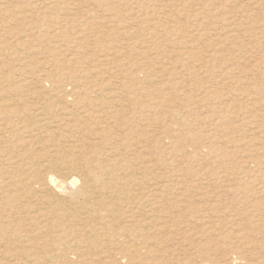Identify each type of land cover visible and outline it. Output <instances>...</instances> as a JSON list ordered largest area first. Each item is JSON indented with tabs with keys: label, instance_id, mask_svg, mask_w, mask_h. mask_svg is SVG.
<instances>
[{
	"label": "rangeland",
	"instance_id": "rangeland-1",
	"mask_svg": "<svg viewBox=\"0 0 264 264\" xmlns=\"http://www.w3.org/2000/svg\"><path fill=\"white\" fill-rule=\"evenodd\" d=\"M19 2L0 0V109L9 112L18 105L21 110L6 122L0 117V126L17 130L27 140L38 127L23 121L33 120L37 104L45 105V113L55 119L65 106L67 113L79 117L87 110L69 135L99 147L79 156L85 165L96 161L105 170L117 163L129 178L142 179L118 185L113 193L120 192L121 200L113 206L126 215L127 206L139 205L136 226L148 224L140 234L155 246L133 249L137 254L118 259L114 255L123 242L136 241L122 232L117 250L109 249L105 237L97 238L96 245L74 247L75 254L93 248L86 252L92 258L86 263L74 259V253L58 256L55 234L47 239L33 220L56 210L29 199L24 202L28 213L20 217L0 212V264H264V145L254 152L249 144L264 139L255 129L259 119L264 121V0ZM123 16L137 19L125 21ZM134 23V30L143 32L139 38L119 36L124 34L118 31ZM66 73L91 84L85 83L86 89L75 97ZM51 74L66 86L52 89L47 80ZM31 79L43 80L38 93L30 89L29 97H21L22 82ZM96 83L104 87L92 89ZM114 91L117 97L109 94ZM48 97L53 100L40 103ZM122 103L123 108L114 110ZM254 104L260 108L254 111ZM145 139L146 151L134 146ZM34 149L12 148L7 154L25 159L34 156ZM68 184L77 187L73 177ZM121 186L128 188L126 193ZM0 189L5 190L2 179ZM20 189L31 191L25 185ZM156 208L165 213L158 222L137 214ZM14 222L22 229H12ZM12 234L18 235L15 245L9 240ZM69 241L74 243L73 238Z\"/></svg>",
	"mask_w": 264,
	"mask_h": 264
},
{
	"label": "bare ground",
	"instance_id": "bare-ground-1",
	"mask_svg": "<svg viewBox=\"0 0 264 264\" xmlns=\"http://www.w3.org/2000/svg\"><path fill=\"white\" fill-rule=\"evenodd\" d=\"M157 1L159 2L160 0H157ZM195 1H198V0H195ZM18 2H19V0H18ZM237 2H239V1H236L235 3H237ZM136 4H139V3H136ZM209 5L210 4H208V6ZM135 6H137V5H135ZM140 6L141 5H139V8H140ZM228 6H229V4H228ZM235 7H237V6H235ZM228 13H229V11H227V14ZM222 14H223V12H222ZM225 14H226V12H225ZM122 15L123 14L118 15L117 17L121 18ZM226 16H228V15H226ZM226 16H225V19H223V20L227 19ZM123 19H125L124 16H123ZM135 19H137V16L136 17L135 16L134 17H128L127 16V19H125V21L126 20L133 21ZM90 20H92V19H90ZM227 20H229V19H227ZM53 22H52V24H53ZM93 24L95 26V23H93ZM119 24H121V23H119ZM129 24H127V25H129ZM217 24H219V23H217ZM100 25H102V24H100ZM121 25H123V24H121ZM227 25L231 26L229 24H227ZM134 27H135V23H134V26H127L125 28L123 26V28H124L123 31H118V33L121 32L124 35H119V36L120 37L124 36L123 38H125L127 36H132V37L135 36L136 38H139L143 34V32L139 29L134 30ZM225 27H226V25H225ZM51 28H53V27H51ZM101 28H102V26H101ZM104 28H105V26H104ZM233 28H235V27H233ZM106 29H108V28H106ZM115 29H116V27H115ZM149 29H150V27H149ZM221 30H223V29H221ZM112 31L114 32V29ZM195 31H196V29H195ZM231 31H232V29L230 30V32ZM216 32H218V31H216ZM117 35L118 34H116V36ZM48 37H49V35H48ZM207 38H209V37H207ZM40 40H42V39H40ZM49 40L51 41L52 39L49 38ZM120 40H121V38H120ZM123 41H126V40H123ZM126 44L124 46H126ZM127 45H130V43ZM131 45L133 46L134 44H131ZM54 47L55 46H53L52 49H54ZM181 58H182V56H181ZM230 61H231V59H230ZM144 65H146V64H144ZM54 66H56V65H54ZM57 66L59 68L60 64H58ZM70 66H72V65H70ZM234 67H238V66H234ZM62 69H64V68H62ZM68 69H70V67ZM61 72L62 71H60V73ZM79 73L80 72H78V74ZM67 74L69 75L68 78H70V82L73 84L74 88H73L72 95H74L75 97H78L79 95H81L83 93V91L86 89L85 83L91 84V81L85 80L86 77L84 78V80L86 82L84 81V84H83L82 81H80V79L75 78V76L73 75L75 73H72V74L66 73L65 75H67ZM54 75L55 74L48 75L47 80L50 83L52 89L61 90L66 85H63V83L60 81V79H58ZM41 81H43V80L31 79V81H28V80L23 81L21 84V87L24 89L25 92L23 94H21V97H24V98L29 97L30 92H28V90H30V89H32L31 92L38 93L39 88H40L38 83L40 84ZM66 84L69 85V83H66ZM103 84L104 83H102V84L96 83V84H93L91 86H92V89H94L96 87L102 88V87H104ZM162 86H164V85H162ZM94 91L95 90H93V92ZM103 93H105V91ZM109 94L112 95L113 97H117L116 95L118 94V91L110 92ZM66 95H68V94H66ZM58 96H60V94ZM112 96L110 97V100L113 99ZM63 97H64V95L62 96V98ZM62 98H61V101H62ZM51 99H52L51 97H48V99H42L40 103L45 104L46 101H49ZM64 101H65V104H67V101L66 100H64ZM124 101H127V100H124ZM19 102H21V101L17 100V103H19ZM69 105H74V102L69 104ZM58 106L60 107V105H58ZM36 107H37L36 110L38 112L35 115H33V120L29 119V117H27L23 121L27 124H29V122H32L33 126L38 127L36 132H32V134L28 135L29 138L27 140H23L22 137H18L19 136L18 133H20V132H18L17 130L12 129V128H9V130H6L0 126V179H2V188L5 189L3 193H0V212L6 213L5 216L7 218L13 217L15 215L19 216L20 214L28 213L26 205L24 202H26L29 199H30V201H28V202H32L33 200H35V202L42 208H49V209L53 208V209H55L57 213H54L50 217L44 218V216L46 214V213H44V214L36 216L39 220L37 218H34L33 220L38 222V224L40 225V229H41L40 234H42L43 236H48L47 239L51 238V237L49 238V235L52 236V234L53 235L55 234L54 239L56 240V242H58V245L54 248V250H58V256L64 255V254H69V253H74L73 252L74 247L76 249H79V248H82L83 245H87V246L96 245L99 242L98 239L101 237L106 238L107 242L109 243L108 244L109 249L111 247L113 249H115V247H116V246H114L115 242L118 240V237L120 236V234L122 232H128L130 236H133L134 238H136V241L133 243V241L129 239L130 241L127 240V241L123 242L125 245L120 248V250H119L120 252L117 253L118 255H114L115 257H118V259L119 258H122V259L126 258L127 257L126 255H128V253L129 254H137L136 251H131L133 249L138 251L139 249H141L143 247H145V249H148V248L151 249L152 247H154L155 244L152 243L147 238V235L140 234L142 232L141 228H144L148 224L146 222H144L140 227L136 226L139 223V221L134 219V213L138 212L139 205L127 206L125 211L130 212V213H126V215H124L123 213H118V211H119L117 209L118 207L113 206L114 204H119V202L121 200L118 198L120 192L113 193V191L119 190L118 185H120V184L123 186L125 184L131 185V182L139 183V182H141L142 179L141 178H129L128 176H126L124 174L123 168H121L119 165H117V163H115L112 167L105 170V169L99 167V165L97 164L96 161L86 163V165H85V163L83 162V159H81V157L79 156V154L83 150L88 151L89 153H91V150H92V153H94L95 150L99 147L95 144L92 145V147H91L88 143H85V142L83 143V141L72 140L71 136L69 135L72 132L73 128H77L80 125L82 119L88 115L87 110H84L83 116L79 117L78 115H74L72 113H67L68 107L65 106L64 108H62V110H59V111H62L63 115L60 114L61 116L59 118L55 119L53 116H48L45 113V111H44V110H46L45 105L37 104ZM48 107H49V105H48ZM82 108H84V107H82ZM119 108H123V103L120 104V106H118V107L114 106V110H118ZM252 108H254V111H255V110H258L260 108V106H256V107L252 106ZM18 109H19L18 105L16 106V108L12 109V111H9V112H4L3 110L0 109V117H2L4 122H6L9 119V115H11L12 113H15V112H18V113L21 112V110H18ZM46 112H48V111H46ZM215 112H218V111H215ZM89 114H90V112H89ZM152 114H153V112H152ZM255 115H256V113H255ZM259 120H260V122L255 125V129L258 131L257 134H258V138L260 139V138H264V128H263L264 121L262 119H259ZM261 123H263V125ZM15 134L17 136H15ZM158 137H159V135L156 136L155 139H158ZM216 137H218V136H216ZM146 140L147 139L143 140L141 143L137 142L134 146L137 148H140L139 150H141V151H146V149L148 148L147 147L148 144L146 145V142H147ZM14 141H16V143L12 144ZM211 141H213V140H211ZM175 142H178V140H175ZM150 143H151V141H150ZM46 144H48V146L45 149L42 148L43 150H40L38 148V147H41V146L46 145ZM249 144H250V148H252L251 151L258 152L257 150L260 149L258 147L260 145L261 146L264 145V139L261 141H259L257 139L255 141H252ZM12 148H15L17 150H19V149H22V150L23 149H26V150L30 149L31 150L34 148H37V149H34V156H32V154H29V156H26L25 159L21 158L22 156H17L16 159L13 160L12 158L9 157V154H7V153H9V151ZM156 149H155V151H156ZM18 153H21V150L18 151ZM256 156H258V153H256ZM27 161L32 163L33 165H27L26 164ZM36 161H38V162L35 163ZM256 162H257V160H256ZM72 177L75 179V182L77 183V187H75V188H73L72 186H70L68 184V181ZM152 183L155 186L157 184L156 181H154ZM24 185L27 187H30L31 191H28V192L22 191V189H20V188L24 187ZM149 186L150 185L145 187V189L148 190ZM121 190H123V193H126L128 188L123 189V187L121 186ZM36 192H37V194L35 195ZM58 195L61 197V199L59 198V200H58ZM64 199H67V202H65ZM133 203H136V202H133ZM147 210H149V209H147ZM25 211H27V212H25ZM151 211H152V213H146V212L142 213L141 212V213H137V214L144 216L146 218H150L151 221L155 220L154 222H158V221L164 219L165 213H161L159 208H156V209L151 210ZM52 220H54V221H52ZM43 221L45 223L41 225V223ZM56 221H58V222H56ZM18 223L19 222H14L13 223L14 225H12V229H22V227ZM124 223L128 224L127 225L128 227L127 226L125 227L126 230L124 229V225H125ZM154 224L156 225L157 223H154ZM136 234H138L139 236L137 237ZM72 238H73L74 243L70 244L69 239H72ZM9 240L12 242L13 245H15V242L18 241V235L12 234L9 237ZM89 240H91L92 242H89ZM46 245H47V241L45 243V246ZM91 249H93V248L90 247L87 250H91ZM87 250L85 252H79L77 254L74 253L76 255L74 259L78 258L81 261V263H86L87 261H91L92 258L86 257ZM115 250H117V249H115ZM66 258L68 259V261H71V259L69 257H66ZM74 259H72V260H74ZM247 260L251 261V258H249ZM68 264H73V263L69 262Z\"/></svg>",
	"mask_w": 264,
	"mask_h": 264
}]
</instances>
